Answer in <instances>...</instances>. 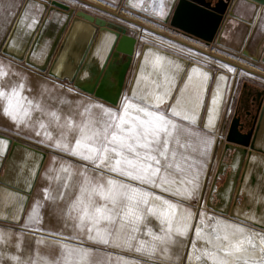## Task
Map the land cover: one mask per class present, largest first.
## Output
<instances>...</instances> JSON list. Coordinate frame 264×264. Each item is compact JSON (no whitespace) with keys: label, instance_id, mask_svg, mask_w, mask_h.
I'll return each mask as SVG.
<instances>
[{"label":"water","instance_id":"water-1","mask_svg":"<svg viewBox=\"0 0 264 264\" xmlns=\"http://www.w3.org/2000/svg\"><path fill=\"white\" fill-rule=\"evenodd\" d=\"M163 3L164 0H126L125 5L207 45L232 50L264 66V0H168L171 11L166 20L158 15ZM193 17L198 21L196 24L189 23ZM135 44L136 38L128 35L126 28L111 27L95 15L57 0H26L13 19L0 50L32 69L67 81L74 88L109 102L103 90L108 74L116 71L110 61L120 54L126 58L115 76L121 88ZM177 64L180 66L178 73L173 67ZM165 73L174 77L173 96L168 98L167 108L175 103L174 97L180 95L176 86L184 88L183 95L187 97L195 84L206 79L202 104L193 125L215 133L229 74L143 44L127 96L132 98L134 93L139 96L155 89ZM217 82L220 90L215 119L212 127L205 129L207 109L212 106ZM248 116L235 114L225 131L206 206L264 231V97L254 115ZM46 159V152L0 134V222L21 224ZM213 199L217 203L213 204ZM250 211L252 216L248 215Z\"/></svg>","mask_w":264,"mask_h":264},{"label":"snow or ice","instance_id":"snow-or-ice-1","mask_svg":"<svg viewBox=\"0 0 264 264\" xmlns=\"http://www.w3.org/2000/svg\"><path fill=\"white\" fill-rule=\"evenodd\" d=\"M170 11L171 5L164 0L158 15L166 20ZM197 22L194 17L189 20L191 24ZM173 67L178 73L180 66L177 64ZM14 76L0 64V115L19 124L30 111V107L25 108L24 105L31 106L32 101L22 94L24 83L15 82ZM205 82L206 79L195 84L193 92L187 97L183 95L185 89L176 86L180 95L174 97L175 103L166 111H161L160 105L173 96L174 87V77L167 73L155 89L139 96L134 93L132 98L126 97L116 109L88 103L78 105V108L83 107V111L75 114L80 117L79 123L75 115L66 117L70 139L66 138L62 129L61 139L55 141L54 147L124 178L118 180L101 175L100 182L93 183L85 177L79 194L63 213L73 221L71 227L74 231L79 230L78 235L86 233L90 241L103 244L112 242L117 247L129 249L135 247L137 252H148L153 256L160 253L161 264H175L173 256L181 264H264V232L250 230L241 222L209 216L205 212L199 213V220L193 224L190 212L184 210L178 213V205L143 187L148 185L186 197L195 194L199 187V171L192 174L193 165L181 149L186 148L182 140L190 135L189 128L197 121ZM219 90L217 82L212 106L207 109L205 129L213 125ZM36 107L39 109L41 105L37 104ZM93 108L102 110L100 118L92 116ZM49 115L59 120L55 111ZM175 118L189 122V127L177 123ZM36 135L40 133L36 132ZM47 135L51 141L53 138ZM201 143L205 147L210 144V136L203 134ZM70 167L69 164L63 170L68 172ZM178 177L181 178L179 181ZM178 183L190 187H174ZM44 191L47 196V189ZM60 195L63 198V193ZM145 210L157 216L163 225L160 234L152 236L150 244L136 242L134 235L139 230L138 225L144 218ZM29 219L39 223L32 217ZM117 222L119 227H116ZM192 230L194 235L188 240ZM2 243L6 246L8 241L3 240ZM173 247H186L187 250L183 257H179L178 252H172ZM64 248L69 255L83 258L88 254L83 248H70L68 245H64ZM16 249L17 253H21L19 243ZM9 258L16 264H34L30 258L21 259V255H10ZM0 264H4L3 259H0Z\"/></svg>","mask_w":264,"mask_h":264},{"label":"crops","instance_id":"crops-1","mask_svg":"<svg viewBox=\"0 0 264 264\" xmlns=\"http://www.w3.org/2000/svg\"><path fill=\"white\" fill-rule=\"evenodd\" d=\"M77 1L89 5L93 8H96L94 6H97L94 3V1H97V3L103 2L102 4L111 6L117 10L123 9V11L128 12L129 14L137 18H140L142 20H145L149 23L163 26L164 28L171 30L173 33H176L177 35H180L185 39H188L193 42L204 43L199 39H197L196 37L185 34L181 31H178L170 27L169 24H162L159 21L156 22L157 19L149 15L143 14L135 9L127 7L125 5L126 0H77ZM20 8H21V3L18 0L15 1L13 0V2H11V0H0V46L11 26L13 19L18 14ZM80 8H81V4L77 5V9ZM84 11L106 20L111 25V27H116L118 25L116 22H112L109 19L101 17L99 14L95 13V11L92 10H84ZM142 45L143 44L140 45L136 44L134 47V53L131 59L129 72L126 79H124L121 88H118L117 86V81L114 73L110 72L108 74L107 86L103 90V93L108 99H110L109 102L101 100L99 98H95L97 99V101L91 100L90 97H94V96H91L74 88L67 81L56 80L48 76L46 73H42L35 69H32L26 66L23 62L14 60L9 56L4 55L0 50V64H3L5 69L10 71V73L15 74V76L12 77L15 82L24 83V89L22 94L25 97H27L28 100L32 101L31 106L27 104L24 105L25 108L30 107V111L28 112L27 116L22 117L21 123L19 124L14 123L8 117L0 115V134L18 140L30 146H33L47 153V159L38 176L37 182L33 189L28 207L22 218L21 224L15 226L0 222V259H3L4 264H16L15 261H12L9 258L10 255H21V259L23 260H27L30 258L32 261H34V264H115V263L103 262L104 259L102 260L100 258V254L101 255L104 254L103 244L88 240L86 233H84L82 237H80L77 234V230L74 231L73 228L71 227L73 221L68 217L62 218L56 215H51L47 211H43L41 212V214H39L40 220L38 219L36 213V206L34 202L35 199L41 197V195L38 193L40 192V187L42 185L41 177L48 163V158H49L48 152L51 149L45 145L38 144L43 140L41 139L40 136L36 135V132H39L40 134L48 133L50 135L58 134V131L56 129L58 126V120L52 117L51 115H49V113L55 111L59 119H64L68 116H72L75 106L79 103L78 101H81L82 103H86V104L88 103L102 104L105 107H111L113 109L118 108L124 102L126 97L129 98L126 94V91L133 74V70L135 67L136 60L138 58L139 50ZM212 53L214 57H219V58L221 57L224 60L226 59V57L219 52L213 51ZM125 60H126L125 56L120 54L119 56L113 58L110 61V66L113 68L115 67L117 68L118 66H121L125 62ZM237 62L247 64V62L239 58H234V63L236 64ZM257 64L263 66L260 63ZM206 67L216 71V69H214L213 67L207 65ZM230 79L231 76L229 78V81ZM254 90H256V88L243 84L238 94L232 95L231 98H233L234 104L232 105L230 111H226L225 110L226 103L229 95V82H228L217 131L215 133H211L206 130H203L200 127H196L194 125L190 126L189 128L190 135H186V138L182 140V142L186 144V148L181 149V151L186 157H188V162L193 165L192 174L194 175L197 170L199 171V187L197 188L193 196L191 197H186L184 195L171 196V195H166L165 193L159 191V189L152 188L151 186L148 185H144L143 187H145L148 191L159 192L160 195L163 196L164 198H175V199L184 200V202L181 203V205H187L189 202L186 201L193 200L194 206L196 207L200 206L199 203L202 201V199L206 198V188L208 186V183L209 181H212L214 175L213 173H215L217 169L218 159L215 158V154L218 144L222 143L223 141L220 137V134L222 132L221 130H223L225 126L223 124L225 123V121H228L229 118L232 116L234 110L236 109V103L240 95H243L244 97L246 96L247 100L249 101ZM262 94L264 95V92H262ZM133 102H137V101L134 100ZM168 102H169L168 99H166L165 103L163 105H160L161 111L167 110ZM37 104H40L41 108L38 109L36 107ZM239 110L241 113L244 111V109L242 108H239ZM255 110L256 107L253 108V112H255ZM175 119L177 120V123H182L185 127H189L188 122L182 121L179 118H175ZM41 124L44 125L43 128L40 127ZM15 127L21 129V134L19 135L17 134L18 136L15 135L16 134L14 132ZM203 134H207L211 138V143L208 144L206 147L203 143H201V137ZM202 153H206V155ZM103 175H108V176L111 175L117 178L118 180L124 179L123 177H119L114 173H108L106 169H103ZM188 178L190 177H183V179H188ZM179 179L181 178L178 177V181ZM174 187L184 188V187H190V185L187 184L180 185L178 183L177 185H174ZM34 208L35 211H33ZM148 216L151 215L145 214L146 219ZM30 217H32L34 220H38L39 223L32 222V220L29 219ZM51 217H53L54 220L51 219ZM67 223L70 224V228H68ZM45 237H50V238H45ZM45 239L50 241L51 244L50 246L43 245V243H46L43 242L46 241ZM3 240L8 241V244L6 246L3 245L2 243ZM38 241L39 243H37ZM18 243L22 250L21 253H17L16 245ZM64 243L68 244V247L70 248H83L87 250L88 252L87 256L81 258L78 255H69L68 251L64 248V246H61ZM184 250L185 247H179L178 249H176L175 252H178L179 257L180 256L183 257ZM93 255L96 256V258H94ZM178 261L179 259L175 258V263H180V261L179 262Z\"/></svg>","mask_w":264,"mask_h":264},{"label":"rangeland","instance_id":"rangeland-1","mask_svg":"<svg viewBox=\"0 0 264 264\" xmlns=\"http://www.w3.org/2000/svg\"><path fill=\"white\" fill-rule=\"evenodd\" d=\"M18 1L21 3V7H22L24 4L23 2H25L26 0H18ZM57 1L67 4L71 7L73 6L72 8H74L75 10L83 9L82 11L84 10L95 11V13L99 14L101 17L109 19L112 22H116L118 24L117 26H122L126 28L128 35L135 36L136 44L139 45L150 44L159 47L163 50H166L168 52L171 53L173 52V54L176 53V55L185 57L189 59V61L204 66L207 65L213 67L216 70L230 74L231 79L229 81V95L226 103V109H225L226 111H230L232 105L234 104V100L233 98H231L232 95L238 94L243 84L247 86H252L264 92V67L257 63H253L250 59L241 56L239 53H236L232 50L217 45H207L205 43L190 41L188 39L181 37L180 35H177L176 33H173L171 30L164 28L163 26L155 25L140 18H137L129 14L128 12L123 11V9L117 10L115 14H111L109 12L93 8L84 3H80L77 0H57ZM11 2H13V0H11ZM94 3L96 5L98 4L97 1H94ZM79 4H81V8L77 9V5ZM122 11L125 15L121 14ZM122 16L126 18H123ZM213 51L221 53L226 57V59L224 60L221 57L220 58L214 57L212 53ZM234 58H239L247 62V64L237 62L236 64L244 67V68H240L234 63ZM120 67L121 66L114 68L116 70L115 72L113 71L115 76L120 70ZM230 68L235 70H229ZM128 72H129V68L126 70L123 80L126 79ZM90 98L91 100L97 101V99H95L96 97H90ZM78 102L79 103L75 106L72 116L75 115L78 111H83L82 110L83 107L78 108V105H86V103H82L81 101ZM91 112H92V116L95 118H100V116L102 115V110L100 109L93 108ZM75 119L76 122L79 123L80 117L78 115H75ZM56 129L58 131V134L51 135V137L53 138L51 141H49V137L47 135L48 133L46 134L43 133L39 135L43 140V142H39L38 144L45 145L49 147L51 150L48 152L49 153L48 163L41 177L42 185L40 187V192H38L41 195V197L35 199L34 202L36 206V213L38 219L40 218L39 214H41V212L43 211H47L51 215H56L58 217L66 218L67 216L64 215L63 213H66L68 204L75 199L76 195L79 194V188L82 184H84L85 177H87L88 180L93 183H99L100 182L99 177L103 175V169L96 168V166L93 165L90 161H85L80 159L79 157L71 156L68 153H65L63 150L54 147L55 141L57 139H61L62 129L65 130L66 138L70 139V136H68L67 134L66 118L58 120V126ZM221 131L222 132L220 134V137L223 141L222 143L218 144L215 154V158L218 160L223 148V144L225 142V131H226L225 127ZM14 132L16 133L15 135L18 136L19 134H21V129L15 127ZM62 142H65V140H62ZM69 164L71 165V167L69 168L68 172H65L63 168L68 167ZM103 176L105 178L112 177L114 179H117L111 175L109 176L103 175ZM210 182L211 181H209L208 183L209 188L211 184ZM208 186L206 188V198H207V193L209 191ZM45 189H47V196L44 191ZM159 191L163 192L161 189H159ZM61 193H63V198H61L60 195ZM154 193L156 195H160L159 192H154ZM163 193H165L166 195L178 196V195H174L171 192H163ZM206 198L202 199V201L199 203L200 206L197 207L193 205L194 204L193 200L186 201L189 202L187 205H181V203H183L184 200L175 199V198H165V199H168L173 204L178 205L177 208L178 213L184 210L190 212L192 214L193 224H195L199 220V213L201 212H205L209 216L228 219L233 222H240L230 218L227 215L217 213L212 209H210L209 207H207ZM145 214H149V213H147V211L145 210L144 218L140 221L138 225L139 230L134 235L136 236V242L143 241L145 244H150L152 241V236L159 235L160 229L161 227H163V225H161L160 219L157 216L149 214L152 217L148 216L146 219ZM51 219H53V217H51ZM242 225L256 232H264L263 230L254 228L245 223H242ZM67 226L68 228H70L69 223H67ZM116 227H119L118 222L116 224ZM78 231L79 230H77V232ZM149 233H151L152 235H149ZM82 235L79 236L82 237ZM193 235H194V230L189 232V236L187 239L190 240ZM45 238H50V237H45ZM45 240L46 241L43 242L46 243H43V245L50 246L51 245L50 241H48L47 239ZM64 245H68V244L64 243L61 246ZM103 250H104V254L103 255L100 254V258L102 260L104 259L103 262L105 263L107 262V263H115V264H161L160 253H157L155 256H153L150 255L148 252H137L135 250V247L131 249L127 247H117L112 242H109L108 244H103ZM186 250L187 248L185 247L184 254ZM175 251L176 248L173 247L172 252ZM93 257L96 258V256L94 255ZM175 258L176 257L173 256L174 262H175ZM175 264H181V262Z\"/></svg>","mask_w":264,"mask_h":264},{"label":"flooded vegetation","instance_id":"flooded-vegetation-1","mask_svg":"<svg viewBox=\"0 0 264 264\" xmlns=\"http://www.w3.org/2000/svg\"><path fill=\"white\" fill-rule=\"evenodd\" d=\"M264 95L262 94V90H254L253 94L251 95L250 100L248 101L246 96L240 95L237 103H236V109L234 110L232 116L229 118L225 125V130L228 128V126L231 123L232 118L235 116V114L240 115L241 117H246V115H249L248 117H252L255 112H253V108L257 107V105L260 103V101L263 99ZM239 108L244 109V111L241 113ZM213 204L217 203L216 199H213Z\"/></svg>","mask_w":264,"mask_h":264},{"label":"bare ground","instance_id":"bare-ground-1","mask_svg":"<svg viewBox=\"0 0 264 264\" xmlns=\"http://www.w3.org/2000/svg\"><path fill=\"white\" fill-rule=\"evenodd\" d=\"M97 6H99L100 8H102V9H104V10H108V11L114 13V14L117 12V9H115V8H113V7H111V6H107V5H105V4H102V3H98ZM121 14H122V15H125L123 12H121ZM236 65H237V64H236ZM238 66H239V65H238ZM239 67H241V66H239ZM241 68H243V67H241ZM122 72H124V70H123ZM247 200H248V199H247ZM248 215H249V216H252V212L250 211V212L248 213Z\"/></svg>","mask_w":264,"mask_h":264},{"label":"built area","instance_id":"built-area-1","mask_svg":"<svg viewBox=\"0 0 264 264\" xmlns=\"http://www.w3.org/2000/svg\"><path fill=\"white\" fill-rule=\"evenodd\" d=\"M227 120V119H226ZM227 121H225V123L223 125H226ZM225 127V126H224Z\"/></svg>","mask_w":264,"mask_h":264}]
</instances>
